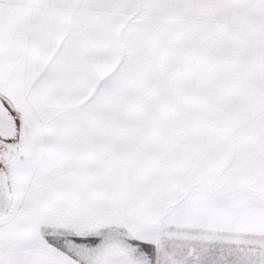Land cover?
<instances>
[{
  "label": "snow or ice",
  "instance_id": "6c2138e0",
  "mask_svg": "<svg viewBox=\"0 0 264 264\" xmlns=\"http://www.w3.org/2000/svg\"><path fill=\"white\" fill-rule=\"evenodd\" d=\"M0 264H264V0H0Z\"/></svg>",
  "mask_w": 264,
  "mask_h": 264
}]
</instances>
